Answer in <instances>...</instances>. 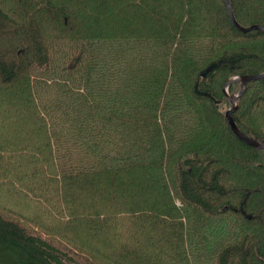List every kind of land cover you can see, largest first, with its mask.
Listing matches in <instances>:
<instances>
[{
  "label": "trees",
  "instance_id": "obj_1",
  "mask_svg": "<svg viewBox=\"0 0 264 264\" xmlns=\"http://www.w3.org/2000/svg\"><path fill=\"white\" fill-rule=\"evenodd\" d=\"M262 72L224 0H0V264H263L264 149L222 89ZM231 116L264 142V78Z\"/></svg>",
  "mask_w": 264,
  "mask_h": 264
},
{
  "label": "water",
  "instance_id": "obj_2",
  "mask_svg": "<svg viewBox=\"0 0 264 264\" xmlns=\"http://www.w3.org/2000/svg\"><path fill=\"white\" fill-rule=\"evenodd\" d=\"M225 1V4L227 6V9H228V15H229V18L232 22V24L239 30L241 31H247V30H251V29H262L264 31V28L259 26V25H251V26H248V27H243L241 25H239L236 21H235V18L233 16V13L231 11V5H230V2L228 0H224ZM226 60L225 59H218L217 61H214V62H211L210 64H208L200 73V76L205 78L207 77V75L213 70L215 69L216 67L218 66H221L223 63H225ZM261 78H264V72L262 73H256V74H247V75H242V76H238V77H235L231 80H229L228 82H226V84L223 86V92L225 94V96L228 98L229 100V103H230V108L225 112V116H226V119H227V122L229 124V127L230 129L232 130V132L235 134V136L240 139L241 141H243L244 143H246L247 145H250V146H253L257 149H264V142L260 141L259 139L257 138H253V137H250L248 135H246L245 133H243L235 124L232 116H231V113L235 110L236 108V101L237 99L239 98V96L242 94L243 90L245 89V86H246V83L248 81H251V80H257V79H261ZM233 82H239L240 84V89L237 93L235 94H228L227 93V86L230 84V83H233ZM195 91L197 93H202V94H206V95H209L208 93H205V92H200L198 89H197V83L195 84ZM264 264V263H263Z\"/></svg>",
  "mask_w": 264,
  "mask_h": 264
}]
</instances>
